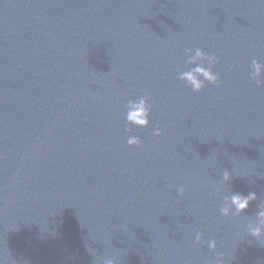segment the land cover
Instances as JSON below:
<instances>
[{
    "label": "water",
    "instance_id": "1",
    "mask_svg": "<svg viewBox=\"0 0 264 264\" xmlns=\"http://www.w3.org/2000/svg\"><path fill=\"white\" fill-rule=\"evenodd\" d=\"M196 48L220 79L198 94L178 79ZM253 59L264 0H0V264H264L246 231L264 203ZM144 95L149 126L126 124Z\"/></svg>",
    "mask_w": 264,
    "mask_h": 264
},
{
    "label": "clouds",
    "instance_id": "2",
    "mask_svg": "<svg viewBox=\"0 0 264 264\" xmlns=\"http://www.w3.org/2000/svg\"><path fill=\"white\" fill-rule=\"evenodd\" d=\"M185 56L189 57L185 61L186 66L190 65H199L192 68L189 71L179 73L178 79L185 83L186 86L190 87L193 93H200L205 84L210 85L212 87H220V79L219 76L213 73V68L218 63L215 55H206L199 48L196 49H186ZM206 62V65L205 63ZM232 71L230 67L228 69ZM250 75L249 80L255 84L257 88L264 87V80L261 79L262 70H264V64L257 62V60L253 59L249 66ZM150 96L144 95L140 97L137 102L129 101L125 105L126 109V124L131 125L136 128H147L149 126L148 117L150 116L151 105L149 104ZM125 132H129L130 129L126 127L124 129ZM153 137H160L162 135L159 130V125L155 127L152 132ZM126 144L129 148L142 147V142L138 138H129L126 140ZM222 180L224 182H230L231 177L228 171H225L222 174ZM185 193V188L180 187L177 189V195L179 197H183ZM257 197L255 193H249L247 197L241 196L239 194H232L231 196L225 197L223 200V206L219 209V215L221 217L227 218L230 213L235 216H239L245 211L248 210V207L251 203L256 202ZM234 210V212L232 211ZM246 231L248 236H250L253 240L261 241L264 239V203L259 205L258 211L255 214V223L248 224ZM203 242V237L200 233H196L193 244L200 245ZM208 250L210 252H216V242L214 240H210L207 243ZM225 257L223 254H217L214 258V264H220ZM102 264H116L114 258H105L102 261Z\"/></svg>",
    "mask_w": 264,
    "mask_h": 264
}]
</instances>
